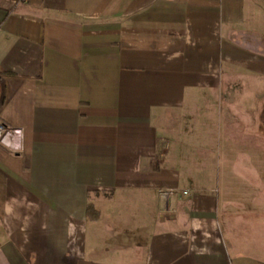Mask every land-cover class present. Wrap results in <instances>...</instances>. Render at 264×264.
I'll use <instances>...</instances> for the list:
<instances>
[{
  "label": "crops",
  "instance_id": "1",
  "mask_svg": "<svg viewBox=\"0 0 264 264\" xmlns=\"http://www.w3.org/2000/svg\"><path fill=\"white\" fill-rule=\"evenodd\" d=\"M259 3L0 0V264H264L220 186L222 126L263 107Z\"/></svg>",
  "mask_w": 264,
  "mask_h": 264
},
{
  "label": "rangeland",
  "instance_id": "2",
  "mask_svg": "<svg viewBox=\"0 0 264 264\" xmlns=\"http://www.w3.org/2000/svg\"><path fill=\"white\" fill-rule=\"evenodd\" d=\"M258 2L264 9V0ZM254 17L255 21L261 20L258 34L264 50V12L257 11ZM239 84L242 80L233 79L226 85ZM259 85L264 90V80L259 81ZM261 94L254 95V101L263 104V107L248 111L250 123L238 125L235 120L231 126H222L234 136H230L233 138L230 144L222 142L221 166L223 170L227 167L229 173L220 174V186L223 193L229 189L227 195L235 202L232 206L222 207V221H231L239 230L248 221L264 229V93L262 97ZM233 113L236 114L234 117H242L236 111Z\"/></svg>",
  "mask_w": 264,
  "mask_h": 264
},
{
  "label": "built area",
  "instance_id": "3",
  "mask_svg": "<svg viewBox=\"0 0 264 264\" xmlns=\"http://www.w3.org/2000/svg\"><path fill=\"white\" fill-rule=\"evenodd\" d=\"M0 144L11 151H18L21 147L20 141V131L16 128L7 126L6 124L0 122ZM181 196L187 198L190 196V190L182 189L180 190ZM177 194L175 190H166L161 192V198L169 199V197ZM163 208H167L164 204Z\"/></svg>",
  "mask_w": 264,
  "mask_h": 264
}]
</instances>
